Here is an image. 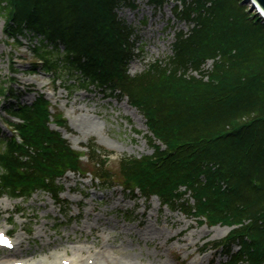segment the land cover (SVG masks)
I'll return each instance as SVG.
<instances>
[{"label": "trees", "instance_id": "trees-1", "mask_svg": "<svg viewBox=\"0 0 264 264\" xmlns=\"http://www.w3.org/2000/svg\"><path fill=\"white\" fill-rule=\"evenodd\" d=\"M182 1L176 15L195 27L177 34L165 66L136 76L128 73L134 32L118 15L131 0H0V14L15 43L38 40L31 52L41 64L33 72L128 99L143 116L154 152L119 160L126 193L156 197L209 227H233L212 244L227 257L221 264H264V23L243 0ZM207 60L215 61L208 82L188 75ZM0 95L16 102L4 108L12 137L0 140V197L28 202L43 193L68 207L61 182L84 167L81 154L51 127L68 129L67 120L52 114L44 95L31 104L10 87L0 86ZM88 148L94 182L113 189L107 153L94 142Z\"/></svg>", "mask_w": 264, "mask_h": 264}, {"label": "rangeland", "instance_id": "rangeland-1", "mask_svg": "<svg viewBox=\"0 0 264 264\" xmlns=\"http://www.w3.org/2000/svg\"><path fill=\"white\" fill-rule=\"evenodd\" d=\"M131 3L135 7L121 5L118 14L135 30L136 56L129 67L131 76H135L155 61H163L165 66L173 56L175 32L189 29L173 15L176 0H170L157 11L147 0ZM144 20H147L146 25L142 23ZM5 27L6 19L0 14V86L13 88L22 104H31L38 95H45L55 109L53 114H60L68 121V129L62 132L72 148L76 150L77 144L88 147L94 142L107 153V169L115 186L106 190L94 182L91 175L84 178L68 174L61 182L65 187L62 200L68 207L64 204L59 208L43 193L28 202L0 198V233L11 235L16 244L12 251L0 248V264L6 261L19 264L226 262L223 251L211 247L227 238L232 228L226 225L211 228L201 219L163 208L156 197L146 201L138 192L124 191L119 160L141 158L154 152L146 141L148 130L143 116L130 107L126 99L109 92L102 93L95 87L87 91L75 89L79 87H73V81L66 84V76L54 83L52 74L41 69L33 72V65L41 64L31 52L38 40L32 39L33 35L26 36L20 45L7 36ZM12 68L18 72H12ZM3 97L0 95V140L12 137L5 126L4 108L16 103L7 102ZM84 165L86 171H96L91 165ZM158 210L161 212L159 222L156 221ZM143 215L145 222L140 224ZM167 216L170 219L166 223ZM96 228L98 239L92 231Z\"/></svg>", "mask_w": 264, "mask_h": 264}, {"label": "bare ground", "instance_id": "bare-ground-1", "mask_svg": "<svg viewBox=\"0 0 264 264\" xmlns=\"http://www.w3.org/2000/svg\"><path fill=\"white\" fill-rule=\"evenodd\" d=\"M133 116L136 117V114L133 113ZM160 214H161V212H160V210H158V216L156 217V221H157V222H159V220H160V217H159ZM169 219H170V217L167 216L165 222L167 223ZM143 222H145L144 215L142 216V222H141L140 224H142ZM174 226H176V223L173 224V227H174ZM92 231H95V233H96V235H97V236H96V239H98V238H99V236H98V233H99L98 228H96V229H92ZM18 244L21 245L22 243H18ZM207 248H208V247H207ZM176 258H177V257H176ZM2 264H18V263H17V261H15L14 263H12V261H11V262L6 261V262H4V263H2Z\"/></svg>", "mask_w": 264, "mask_h": 264}, {"label": "water", "instance_id": "water-1", "mask_svg": "<svg viewBox=\"0 0 264 264\" xmlns=\"http://www.w3.org/2000/svg\"><path fill=\"white\" fill-rule=\"evenodd\" d=\"M264 13V0H252Z\"/></svg>", "mask_w": 264, "mask_h": 264}, {"label": "snow or ice", "instance_id": "snow-or-ice-1", "mask_svg": "<svg viewBox=\"0 0 264 264\" xmlns=\"http://www.w3.org/2000/svg\"><path fill=\"white\" fill-rule=\"evenodd\" d=\"M0 240H2L4 243H8V241L7 240H5L2 236H0Z\"/></svg>", "mask_w": 264, "mask_h": 264}]
</instances>
